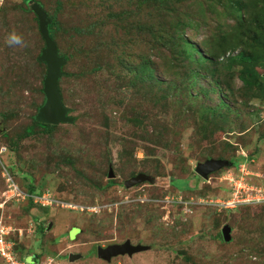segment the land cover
I'll list each match as a JSON object with an SVG mask.
<instances>
[{
    "label": "rangeland",
    "instance_id": "rangeland-1",
    "mask_svg": "<svg viewBox=\"0 0 264 264\" xmlns=\"http://www.w3.org/2000/svg\"><path fill=\"white\" fill-rule=\"evenodd\" d=\"M42 1L50 15H57L60 52L71 57L65 72L72 77L65 75L61 87L71 116L78 120L52 136L21 137L41 103L35 58L44 41L34 15L23 12L22 0H0V114L8 117L0 132V224L18 257L26 264H264V97L244 90L243 67L223 72L232 78L229 103L240 108L227 125L211 114L221 92L212 94L204 79L198 83L200 91L196 88L193 96L186 92V100L172 88L165 104L130 100L134 93L128 97L122 91L126 80L121 79L128 75L129 81L134 73L122 63L120 48H113L118 34L112 15L119 13L122 0ZM176 1L162 7L193 20L194 35L188 34L196 45L207 38L218 45L219 36L229 34L237 22L225 11L216 13L217 1L181 0L175 7ZM249 1L243 0L247 14ZM164 17L170 24L175 21L167 13ZM13 30L22 45L7 43ZM141 49H148L146 43L136 52ZM239 51L228 50L221 60ZM148 58L154 74L166 77L160 59L149 53ZM97 66L102 69L92 72ZM130 106L146 118L142 128L122 120L121 111ZM103 114L115 121L107 139ZM210 114L212 121H206ZM211 122L222 129L216 132ZM159 127L168 131L174 149L147 140H156L155 132L160 143L168 138L159 134ZM199 146L207 149L201 157ZM206 156L244 161L204 180L195 169L211 159ZM111 170L116 185L98 189ZM141 172L156 181L126 188L125 182ZM11 181L24 193H29V182L44 190L48 200L40 204L43 209L33 198L35 206L21 197L7 199ZM225 226L232 230L231 243L217 237ZM127 241L147 250L110 261L99 257V247ZM0 264H5L2 258Z\"/></svg>",
    "mask_w": 264,
    "mask_h": 264
},
{
    "label": "trees",
    "instance_id": "trees-1",
    "mask_svg": "<svg viewBox=\"0 0 264 264\" xmlns=\"http://www.w3.org/2000/svg\"><path fill=\"white\" fill-rule=\"evenodd\" d=\"M22 1L24 4V7L22 8L23 12L33 14L38 27L39 22L36 14L30 9V1L38 2L44 8L48 16L52 19L51 23L49 24V32L51 38L56 42L55 34L58 27L57 15H50L46 9L45 3L42 0ZM168 1L172 2V0H122L119 3L121 4V6L117 7L120 9L119 13L112 15V19L114 20L115 32L118 34V36L113 40L117 41L118 43H114L113 48L114 50L120 48L119 50L121 51L123 55L122 57L125 61L122 63L127 66L126 70L128 71V73L130 72L129 74L134 73L130 77L129 81H127L128 75H126V77L124 76L121 79L126 80L122 87V91L125 92L128 97V94L130 92L134 93L131 97H129L130 100H141L143 103H150L156 106L158 103L165 104L164 101H170L171 97L170 93H168L169 88H172L177 92L181 90V92L185 95L184 99L186 100L188 94L190 96H193V93L196 92V88L199 89V81L204 79L209 84L212 94L219 93V91L221 92L219 104L217 106L211 107L210 111L212 115L216 114L218 120L223 121V123L227 125L230 121L231 116L234 115V112L238 111V109L240 108L235 105L232 106L229 103L231 101L232 93V86L229 84V81H231L232 78L231 76H226L223 72L230 73V68L232 66H242L243 71L240 74V78L244 82V90L253 92L254 94H259L260 96L264 97V74L260 73V70L264 71V5L259 1L250 0L249 3L251 4V6L247 14L244 9V5L246 4L245 2H243V0H210L211 4L217 1L216 13L219 16H221L225 11L230 14V18H234L235 20H237V22L235 26H233V29L229 34L219 36L218 45L210 44L208 38L205 39L202 43H197L196 45L191 41V37L188 34L190 32L192 35H194V31L192 28L193 20L190 17L184 18L178 12L176 13L175 9L170 8L168 11H166L162 6L164 4H169ZM138 3L142 4L141 9H138ZM173 3L175 7H177L181 4V0H177ZM134 5L137 8H135ZM164 13L173 16L175 18V21H172L170 24V22L166 21ZM88 33H90V31H88ZM145 43L148 46V49H146L145 51L144 49H141L143 51L136 52L137 47L140 44H144L145 46ZM56 45L58 47L59 54L66 59V64L62 68L64 75L59 81V88L62 93L64 105L70 108L67 105L65 95L61 87V81L65 77V75H67V73L65 72V67L70 61L71 57L62 54L57 42ZM235 48L240 49L239 53L225 60H221V55L224 56L228 50H234ZM42 50L43 49H41V51L35 58V65L39 73L37 74V79L40 82V85L37 86V91L39 95H41V103L36 107L35 114L31 115V124L26 127L25 132L21 136L24 138H30L32 136L40 134L43 136H52L55 132H57L59 127L66 124L75 125L77 124L78 120L77 117L75 118L74 116H71V108L69 116L74 118L73 123L51 125L40 123L36 120V115L39 109L45 103V95L43 89L47 67L46 64L38 60V57L40 56ZM148 53L160 59V62L163 63L166 77L154 74L156 68L154 67V65L149 64L148 61L150 60V58H148ZM101 69V66H97L92 72L99 71ZM226 69L228 70L226 71ZM203 71L205 72V74H202ZM220 71H222L221 73L223 75L219 73ZM200 75H205V77L201 78ZM67 76L72 77V74H68ZM225 89L228 90V92H225ZM200 90L201 89H199V91ZM136 94L139 95L140 99L137 98ZM0 99L2 100V94H0ZM180 110L182 111V109ZM131 112L132 114L128 116ZM211 114L210 116L205 117L206 121H212L213 118H211ZM0 115L4 119L3 122L2 118L0 120V132L2 133V123H4L5 127V121L8 120V117L6 113H1ZM121 117L124 121H128L131 123L135 122V126H138L139 128H142V126L145 125L146 118L136 108L133 109L131 107V110L128 112L122 110ZM103 118L105 119L103 127L106 134L104 139H107L109 138V136H111L112 125L115 124V121L113 118L107 120L106 114H103ZM162 124L164 125V123ZM210 125L213 128L217 127L216 132L222 129V126L221 128L220 125L216 126L215 122H211ZM164 126L168 127L169 125L166 124ZM157 131H159V134L168 135V138L163 139L164 142L160 143V138L155 136V132L153 133V136L156 140H154L153 138H147V140L156 143L155 145H163L169 150L174 149L173 139L169 138L168 131L163 129L162 127H159ZM151 133L152 131H150L149 136L144 134L143 135L150 137ZM201 146H199L200 157L207 151L206 148H201ZM126 150H128L127 146ZM122 155L124 156V151L122 152ZM199 156L198 160L200 159ZM208 158L211 157L206 156V159ZM221 158L222 160L232 162L233 165L231 167L235 169L238 168V165L241 161H244V158H241V161L236 157ZM112 162L113 158L111 159L110 163ZM217 172L218 171L214 173ZM140 174L151 178V181L147 182L154 183L156 181L155 178L149 174L141 172L138 175ZM195 175H197L196 172ZM170 183L173 186L174 182ZM115 185V178H111L110 176H108L106 185H98L97 187L98 189H104L111 188ZM27 187L30 194L44 193V190L42 192L37 191V189L31 182L28 183ZM6 189L7 188L5 185L4 190ZM188 190H191V188L188 187L186 189H181V191ZM28 203L29 205L32 204L33 206H35V204L32 203L31 199H28ZM36 207L43 209L40 205H37ZM221 234L217 235V237L220 238L221 242H232V239L230 242H226L223 235ZM14 252L16 254V251ZM16 257L20 261H25L23 260V258H19L17 254ZM184 258L189 259L187 256H185Z\"/></svg>",
    "mask_w": 264,
    "mask_h": 264
},
{
    "label": "water",
    "instance_id": "water-1",
    "mask_svg": "<svg viewBox=\"0 0 264 264\" xmlns=\"http://www.w3.org/2000/svg\"><path fill=\"white\" fill-rule=\"evenodd\" d=\"M30 9L36 14L39 22V31L45 42V47L43 48L38 60L46 64L47 72L44 80V95L45 103L39 109L36 120L40 123L58 125L61 123H73L74 118L69 116L70 108L64 105L62 93L59 88V81L64 75L62 68L66 64L65 57L61 56L58 51L56 42L51 38L49 32V24L52 19L48 16L44 8L34 1H30ZM232 162L227 160H215L209 159L204 163H199L196 166L195 172L202 179L207 180L210 174L219 171L226 167H231ZM110 177L113 178V171H110ZM151 181V178L145 175H138L125 182L126 188L138 185L140 183ZM51 226H49L50 228ZM223 237L226 242H230L232 239L231 228L225 226L223 228ZM98 255L100 258L110 261L112 258L121 256H132L136 253L147 250V247L142 245H133L131 241H127L123 244H118L114 246H108L107 248L98 249ZM73 260L72 256L70 257Z\"/></svg>",
    "mask_w": 264,
    "mask_h": 264
},
{
    "label": "built area",
    "instance_id": "built-area-1",
    "mask_svg": "<svg viewBox=\"0 0 264 264\" xmlns=\"http://www.w3.org/2000/svg\"><path fill=\"white\" fill-rule=\"evenodd\" d=\"M15 182L11 181L8 185V190L6 191V198L11 199V197L22 198V199H34V203L37 205L44 204L43 202L48 200L43 194H30L21 192L19 187ZM13 195V196H12ZM239 202V201H238ZM40 205V206H41ZM6 228L0 224V258H2L5 264H26L25 261H20L14 252V247L12 242L6 239Z\"/></svg>",
    "mask_w": 264,
    "mask_h": 264
},
{
    "label": "clouds",
    "instance_id": "clouds-1",
    "mask_svg": "<svg viewBox=\"0 0 264 264\" xmlns=\"http://www.w3.org/2000/svg\"><path fill=\"white\" fill-rule=\"evenodd\" d=\"M7 43L9 45H22L23 40L22 37L18 35L15 30H13L8 36Z\"/></svg>",
    "mask_w": 264,
    "mask_h": 264
}]
</instances>
